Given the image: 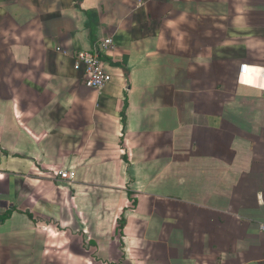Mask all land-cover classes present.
I'll use <instances>...</instances> for the list:
<instances>
[{"label":"crops","instance_id":"crops-1","mask_svg":"<svg viewBox=\"0 0 264 264\" xmlns=\"http://www.w3.org/2000/svg\"><path fill=\"white\" fill-rule=\"evenodd\" d=\"M263 222L264 0H0V264H264Z\"/></svg>","mask_w":264,"mask_h":264},{"label":"built area","instance_id":"built-area-1","mask_svg":"<svg viewBox=\"0 0 264 264\" xmlns=\"http://www.w3.org/2000/svg\"><path fill=\"white\" fill-rule=\"evenodd\" d=\"M114 49V40L112 37L102 39L92 49L82 50L77 53L75 68L83 70L86 85L90 88L102 89L113 79V74L105 62L104 56ZM246 67L244 71H246ZM63 179L72 180L74 172H60ZM264 232V222L259 226Z\"/></svg>","mask_w":264,"mask_h":264}]
</instances>
